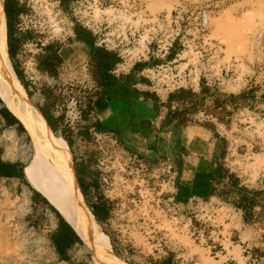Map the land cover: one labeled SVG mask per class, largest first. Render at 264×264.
I'll use <instances>...</instances> for the list:
<instances>
[{
    "label": "rangeland",
    "instance_id": "rangeland-1",
    "mask_svg": "<svg viewBox=\"0 0 264 264\" xmlns=\"http://www.w3.org/2000/svg\"><path fill=\"white\" fill-rule=\"evenodd\" d=\"M20 2L15 29L29 38L53 40L83 27L94 34L98 47L117 54L120 70L142 67L140 81L146 80L162 98L179 89L195 94L172 100L168 107L165 99L164 123L209 133L218 143L221 162L236 176L234 186L240 183L219 199L181 202L174 194L175 181L170 183L161 165L176 169L171 158L134 155L112 137L92 136L107 214L98 226L111 253L122 264H264V0ZM35 48L33 43L20 48L22 69L17 72L32 76L29 57ZM97 78L92 65L61 72L44 96L45 110L60 118L65 131L85 126L82 115ZM23 91L36 106L33 92ZM191 102H196L195 109L189 108ZM176 108L180 113L172 116ZM76 110L81 122L70 130L66 120ZM22 132L18 147L25 167L32 146ZM52 134L65 142V135ZM3 145L11 146L8 157L14 158L15 141ZM4 196L0 264H43V239L24 223L17 200ZM240 199L242 210L235 208ZM82 246L85 264H103Z\"/></svg>",
    "mask_w": 264,
    "mask_h": 264
},
{
    "label": "crops",
    "instance_id": "crops-1",
    "mask_svg": "<svg viewBox=\"0 0 264 264\" xmlns=\"http://www.w3.org/2000/svg\"><path fill=\"white\" fill-rule=\"evenodd\" d=\"M19 3L20 0H2L8 60L23 89L37 97L35 105L39 109L35 107L44 116L50 132L65 135L74 179L97 225L107 221V214L106 200L100 195V174L92 158L89 142L92 136L112 137L134 155L171 158L177 171L174 194L181 202L219 199L228 188L234 191L235 186L240 187L239 181L234 186L236 176H232L221 162L218 143L210 138L209 133L192 126L177 130L173 124L164 123L163 106L167 97L159 96L146 80L140 81V66L120 70L122 64L115 63L106 77L97 78L82 115L85 126L79 131H65L60 118L45 110L44 96L51 92L59 73L91 65L95 68L90 46L98 47L97 39L92 33L90 45H87L74 38L73 29L62 38L53 40L29 38L26 33L15 29L21 11ZM27 43L36 46L29 57L31 77L17 72L22 69L20 48ZM22 129L27 132L0 96V196L4 193L8 199L17 200L18 207L24 211V223L43 239L47 249L43 264H85L87 252L77 231L25 179L24 173L33 159V151L30 162L24 167L26 162L20 156L22 149L18 147L24 136ZM8 140L15 141L14 158L8 157L11 146L3 145Z\"/></svg>",
    "mask_w": 264,
    "mask_h": 264
},
{
    "label": "bare ground",
    "instance_id": "bare-ground-1",
    "mask_svg": "<svg viewBox=\"0 0 264 264\" xmlns=\"http://www.w3.org/2000/svg\"><path fill=\"white\" fill-rule=\"evenodd\" d=\"M2 6L0 0V96L22 122L30 138L33 159L25 170L26 179L74 227L86 246L104 261L103 264H122L111 253L108 239L82 200L66 143L50 132L41 113L26 98L11 68L6 54Z\"/></svg>",
    "mask_w": 264,
    "mask_h": 264
},
{
    "label": "trees",
    "instance_id": "trees-1",
    "mask_svg": "<svg viewBox=\"0 0 264 264\" xmlns=\"http://www.w3.org/2000/svg\"><path fill=\"white\" fill-rule=\"evenodd\" d=\"M73 33H74V38L76 40H82L87 45H90L89 44V37L91 36V33L89 31L85 30L84 28H81L80 26H75L73 28ZM90 47L93 50V53H94V56H95V57L93 56V59H91V62L95 66L94 69L96 70L98 78L101 77V76L106 77L108 75L107 73H108L109 69L115 63H119L120 62L119 57L115 53L109 52V51L105 50L102 47H95V48L93 46H90ZM14 74H15L16 78L18 79L17 74L15 72H14ZM184 95H188V96H191V97L195 96V94H193L189 90L179 89V90H177L175 92H172V93L168 94L165 106L168 107V104L172 100H179V98H181ZM195 104H196V102H191V106L189 108L190 109H195ZM213 104L215 106L218 103H217L216 100H214ZM170 113L172 114V116H176L180 112H178V109L176 108ZM43 118H44V116H43ZM235 208L236 209H240V210L243 209V207L241 205V199L239 200V202H237L235 204ZM165 263L168 264V260H166Z\"/></svg>",
    "mask_w": 264,
    "mask_h": 264
},
{
    "label": "built area",
    "instance_id": "built-area-1",
    "mask_svg": "<svg viewBox=\"0 0 264 264\" xmlns=\"http://www.w3.org/2000/svg\"><path fill=\"white\" fill-rule=\"evenodd\" d=\"M105 49V48H104ZM107 50V49H105ZM117 55V54H116ZM120 59V58H119ZM80 121V116H79V111L76 110L73 114L72 117L68 118V120H66V126L70 128V130H74V128L77 126V124H79ZM102 138H107V136H101ZM161 165H165V169H167V173H169V177L168 180L170 181V183H174L175 181V177H176V169L172 168V165H170V163H165L163 162ZM164 169V168H163ZM169 170V171H168Z\"/></svg>",
    "mask_w": 264,
    "mask_h": 264
}]
</instances>
